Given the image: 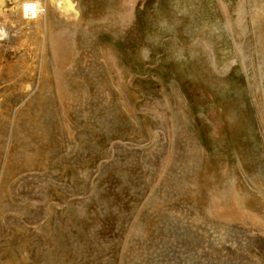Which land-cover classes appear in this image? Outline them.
Here are the masks:
<instances>
[{"label":"rangeland","instance_id":"rangeland-1","mask_svg":"<svg viewBox=\"0 0 264 264\" xmlns=\"http://www.w3.org/2000/svg\"><path fill=\"white\" fill-rule=\"evenodd\" d=\"M72 1L0 0V264H264V0Z\"/></svg>","mask_w":264,"mask_h":264},{"label":"bare ground","instance_id":"bare-ground-1","mask_svg":"<svg viewBox=\"0 0 264 264\" xmlns=\"http://www.w3.org/2000/svg\"><path fill=\"white\" fill-rule=\"evenodd\" d=\"M53 1V0H52ZM26 4H35V2H28ZM36 5V4H35ZM46 5L44 6V8H46ZM57 5V4H56ZM58 6L66 13V14H71L73 13V15H75L74 13H76V9H75V6L73 4V1L72 0H58ZM31 10V9H29ZM32 12L30 13L31 15H35L37 16V13H38V9L33 12V10H31ZM28 14V13H27ZM77 15V14H76ZM26 16V15H25ZM44 96V95H43ZM38 109V108H37ZM33 129V128H32ZM36 129V127H35ZM40 131H42L41 129H39ZM28 131V130H27ZM44 132V131H43ZM17 133V132H16ZM21 133V132H20ZM36 133H39L38 131ZM19 134V133H18ZM22 134V133H21ZM39 135V134H38ZM38 135L34 134V132L32 133H28V132H24V135H23V140H24V150L22 153H18L16 155H14L15 151L12 149L11 150V154L10 156L7 158V164H8V167L6 168V170L8 171L9 169H11L14 165H20V166H26L27 163L30 164V160H29V157H32L33 155H37V152H38V146H39V138H38ZM46 136V135H45ZM43 139V138H42ZM50 139V138H49ZM15 142V141H14ZM21 142V141H20ZM43 142V141H41ZM16 143H17V140H16ZM46 142H44L45 144ZM48 143V142H47ZM43 146V145H41ZM47 146V145H45ZM19 148V146H18ZM47 148V147H46ZM41 149V148H40ZM44 149V147H43ZM30 150L31 153L28 155L27 151ZM42 150V149H41ZM40 150V151H41ZM39 153V152H38ZM8 155V154H7ZM19 156L20 158L24 159L23 162H18V164L14 163L13 162V157L15 156ZM39 155V154H38ZM39 159V158H38ZM33 161V160H32ZM36 163V161H35ZM37 164V163H36ZM26 168V167H25ZM29 168V167H28Z\"/></svg>","mask_w":264,"mask_h":264},{"label":"clouds","instance_id":"clouds-1","mask_svg":"<svg viewBox=\"0 0 264 264\" xmlns=\"http://www.w3.org/2000/svg\"><path fill=\"white\" fill-rule=\"evenodd\" d=\"M25 9L26 10L27 9H31V10H33V12H35L37 10V5H35V4H26L25 5ZM26 15H27V12H26Z\"/></svg>","mask_w":264,"mask_h":264},{"label":"built area","instance_id":"built-area-1","mask_svg":"<svg viewBox=\"0 0 264 264\" xmlns=\"http://www.w3.org/2000/svg\"><path fill=\"white\" fill-rule=\"evenodd\" d=\"M24 12H25V14H26V12L28 13V14H27L28 17H37V16H35V15H33V14L31 15L30 13H31L32 11L29 10V9L26 10V9L24 8ZM37 14H38V13H37Z\"/></svg>","mask_w":264,"mask_h":264}]
</instances>
